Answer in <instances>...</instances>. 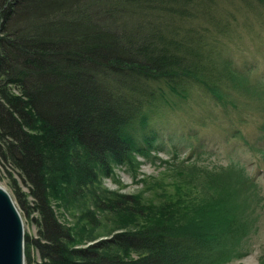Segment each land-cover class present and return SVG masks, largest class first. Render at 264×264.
Returning a JSON list of instances; mask_svg holds the SVG:
<instances>
[{
  "label": "trees",
  "instance_id": "1",
  "mask_svg": "<svg viewBox=\"0 0 264 264\" xmlns=\"http://www.w3.org/2000/svg\"><path fill=\"white\" fill-rule=\"evenodd\" d=\"M38 1L0 0V166L27 186L15 192L36 227L23 234L26 264H226L247 254L262 208L255 178L239 163H199L193 133L179 158L168 123L191 105L228 115L260 96L255 65L224 55L230 12L219 0ZM163 131L172 159L160 176L139 177L153 198L101 185L114 166L135 175L138 156L156 157ZM78 197L92 202L90 227L96 210L112 224L83 245L50 204Z\"/></svg>",
  "mask_w": 264,
  "mask_h": 264
},
{
  "label": "rangeland",
  "instance_id": "2",
  "mask_svg": "<svg viewBox=\"0 0 264 264\" xmlns=\"http://www.w3.org/2000/svg\"><path fill=\"white\" fill-rule=\"evenodd\" d=\"M219 1L223 10L230 12L229 15L227 14V18L230 16V19L235 23L230 37L223 38L224 55L236 64L250 61L255 65V70L250 74V78L252 79L256 75L262 82L261 94L250 104H245L244 108H239L232 114L225 115L223 109L210 103H207V106L191 105L185 111L169 113L168 123L173 133L176 134L174 141L176 155L179 158L188 156V153L194 148L195 139L193 137L189 139V135L193 133L202 140L201 147L196 149L201 154L197 159L199 163L209 166L225 165L229 162L239 163L245 168L246 173L255 178L260 187L259 195L262 196L260 200L262 208L257 210L260 212L257 229L248 238V253L240 258L232 259L226 264H260L258 257L264 250V152L260 151L264 150V138L261 137L262 130L260 129L264 124V0ZM164 14L166 18L169 17L168 13ZM180 104L182 105L183 102ZM235 130H238V134L231 136ZM165 133L167 132L163 131L160 135L165 148L161 149L157 142L150 153L156 157H137L140 163L135 175H132V168L116 165L112 173L101 178V185L109 190H118L126 194L142 191L144 197L153 198V191L143 189L139 177L159 174L169 164L166 161L172 159L174 145L167 142ZM0 185L11 196L13 204L22 218L23 234L35 236L36 227L31 218L32 214L24 212L21 205L18 204L17 195H15V192L18 191L26 192V183L12 168L0 166ZM50 204L57 220L63 225L70 226L73 236L81 237L79 243L81 245L91 242V238L87 239L90 236H103L106 228L112 225L106 219L109 214L97 210L95 218L98 221L93 226L90 227L83 219L86 210L94 209L89 198L78 197L67 204H60L52 199ZM33 215L35 214L33 213ZM88 230L90 231L87 232ZM32 255L36 260L35 249H32ZM24 264H26V260Z\"/></svg>",
  "mask_w": 264,
  "mask_h": 264
},
{
  "label": "water",
  "instance_id": "3",
  "mask_svg": "<svg viewBox=\"0 0 264 264\" xmlns=\"http://www.w3.org/2000/svg\"><path fill=\"white\" fill-rule=\"evenodd\" d=\"M22 218L0 185V264H24Z\"/></svg>",
  "mask_w": 264,
  "mask_h": 264
}]
</instances>
